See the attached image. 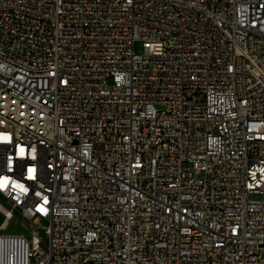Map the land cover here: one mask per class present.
<instances>
[{"label": "built area", "instance_id": "2783aa9c", "mask_svg": "<svg viewBox=\"0 0 264 264\" xmlns=\"http://www.w3.org/2000/svg\"><path fill=\"white\" fill-rule=\"evenodd\" d=\"M0 183V264H264V0H0Z\"/></svg>", "mask_w": 264, "mask_h": 264}, {"label": "rangeland", "instance_id": "374dc122", "mask_svg": "<svg viewBox=\"0 0 264 264\" xmlns=\"http://www.w3.org/2000/svg\"><path fill=\"white\" fill-rule=\"evenodd\" d=\"M134 51L136 53L142 52L141 42L134 43ZM0 202L7 209H11V205L0 197ZM4 215L0 212V223L3 221ZM44 222L38 218L26 219L23 217L18 209L12 208V217L9 219L7 232L10 233H24L26 236L36 234L42 241V247L46 249L48 239L42 230Z\"/></svg>", "mask_w": 264, "mask_h": 264}, {"label": "snow or ice", "instance_id": "6c2138e0", "mask_svg": "<svg viewBox=\"0 0 264 264\" xmlns=\"http://www.w3.org/2000/svg\"><path fill=\"white\" fill-rule=\"evenodd\" d=\"M5 139H7V137H5ZM21 154H23V149H21ZM3 183H7V178H4ZM3 183H0V186H3ZM19 187H23L22 185H20Z\"/></svg>", "mask_w": 264, "mask_h": 264}, {"label": "bare ground", "instance_id": "6f19581e", "mask_svg": "<svg viewBox=\"0 0 264 264\" xmlns=\"http://www.w3.org/2000/svg\"><path fill=\"white\" fill-rule=\"evenodd\" d=\"M12 216V215H11Z\"/></svg>", "mask_w": 264, "mask_h": 264}]
</instances>
